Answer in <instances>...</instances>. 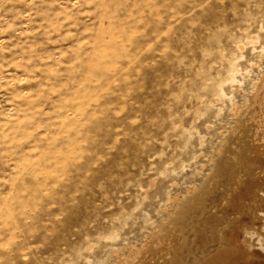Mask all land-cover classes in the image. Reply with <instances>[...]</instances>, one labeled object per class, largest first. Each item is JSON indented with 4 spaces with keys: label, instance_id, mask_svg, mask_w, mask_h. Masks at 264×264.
Wrapping results in <instances>:
<instances>
[{
    "label": "rangeland",
    "instance_id": "374dc122",
    "mask_svg": "<svg viewBox=\"0 0 264 264\" xmlns=\"http://www.w3.org/2000/svg\"><path fill=\"white\" fill-rule=\"evenodd\" d=\"M76 5L0 0V144L12 134L23 142L40 182L36 196L46 205L27 225L11 209L7 216L0 211V264H50L86 222L106 221L128 203L122 194L113 198L114 185L137 173L136 141L154 131L150 121L166 111L168 98L190 77L186 66L202 59L199 47L232 7L230 0H135L125 15L115 12L123 22L117 28L97 17L91 0ZM263 121L259 98L221 161L210 204L225 218L264 190ZM249 165L255 174H248ZM99 182L111 189L108 201ZM207 219L220 222L216 215ZM171 239L136 264H193L197 247H212L203 235L191 250L174 240L168 259ZM256 256L253 264H264V254ZM206 264H242V258L218 255Z\"/></svg>",
    "mask_w": 264,
    "mask_h": 264
},
{
    "label": "clouds",
    "instance_id": "9594fccd",
    "mask_svg": "<svg viewBox=\"0 0 264 264\" xmlns=\"http://www.w3.org/2000/svg\"><path fill=\"white\" fill-rule=\"evenodd\" d=\"M88 2L77 0V9ZM134 2L91 0L97 17L117 28L123 22L115 12L125 15ZM230 2L231 16L222 19L198 49L202 59L186 66L190 77L168 98L163 115L150 121L154 131L136 141L142 163L134 176L114 185L113 198L122 194L128 203L119 204L106 221L97 217L86 222L50 264H136L150 249L165 248L169 236L168 259L174 240L179 248L191 250L203 235L212 245L207 251L197 247L193 264H206L218 255L253 264L260 259L256 253L264 254V190L256 189L245 209L227 218L210 204L221 161L235 148L232 140L253 102L264 98V0ZM126 26L131 30L135 21ZM129 56L134 59L133 53ZM0 149V211L7 216L11 209L27 225L46 211L36 196L40 182L34 179L35 167L29 166L30 157L15 134ZM96 187L108 201L107 184ZM227 204L225 199L220 207ZM212 215L220 222L209 223Z\"/></svg>",
    "mask_w": 264,
    "mask_h": 264
},
{
    "label": "bare ground",
    "instance_id": "6f19581e",
    "mask_svg": "<svg viewBox=\"0 0 264 264\" xmlns=\"http://www.w3.org/2000/svg\"><path fill=\"white\" fill-rule=\"evenodd\" d=\"M264 122V121H263ZM253 164H255L254 162H253ZM249 169H248V174L250 175H252V174H255L254 172H255V168L253 167H251L250 165H249V167H248ZM257 169V168H256Z\"/></svg>",
    "mask_w": 264,
    "mask_h": 264
}]
</instances>
